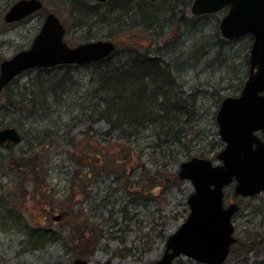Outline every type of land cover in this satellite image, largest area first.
I'll use <instances>...</instances> for the list:
<instances>
[{
	"label": "rangeland",
	"instance_id": "rangeland-1",
	"mask_svg": "<svg viewBox=\"0 0 264 264\" xmlns=\"http://www.w3.org/2000/svg\"><path fill=\"white\" fill-rule=\"evenodd\" d=\"M17 1L19 0H0V63L27 50L44 21V14L40 12L21 22L5 23V13ZM41 1L44 5L43 12L54 13L63 22L68 46L75 47L88 42L85 41L88 37L87 29L82 32L71 26L72 10L67 0ZM87 3L91 6L89 13L85 7L76 8L71 13L75 12L76 16L88 15L93 22L96 21L91 31L95 38L93 40L114 42L117 55L124 56L126 53L123 52L132 49V46L140 54L148 53L150 49L161 59L175 52V58H170L168 63L172 66L169 76L175 81L177 90L184 97L191 95L190 97L195 98V93H198L202 98L199 117L196 118L200 125L199 141L184 140L183 143L189 146L192 157L207 158L218 163L216 155L224 145L218 135L216 112L224 98L240 94L248 76L252 39L246 36L234 41L225 40L219 33V23L226 10L198 17L191 13L190 5L179 6L177 10L183 12L181 15L187 19L186 25L163 29L160 25L155 27L153 34L163 35L149 47L152 37L147 36L141 31L140 25L135 24L134 13L127 16L125 10L116 9L113 7L114 0H87ZM126 39L136 42L130 41L133 44L131 46L128 41L122 42ZM218 41L221 43L211 49L209 58L202 59L199 63L198 57L202 49L205 50L204 47ZM179 53L182 55L177 59ZM84 70L73 73L66 85L60 84L58 89H54L53 98L50 97L52 99L46 102L41 112L30 116L28 114L24 120L15 115L11 108L7 113L0 112V129L14 125L23 138L12 149L10 146H0V191L6 188L4 193L0 192V206L3 207L0 208V264H72L73 260L82 258L71 259L73 241L69 237L76 240V233L80 235L83 231L93 234L92 228L102 231L104 238L94 254L83 260L90 264L106 261L112 264H151L163 255L166 239L176 232L188 215L186 201L193 192V187L189 181H181L178 185L174 178L181 163L191 157L188 159L180 155L183 147L176 146L169 147V152L164 155L153 152L160 140L154 139L153 131L149 129L140 133L137 141L124 139L113 142L112 135L108 133V125L91 111V108L94 109L93 104L90 106L85 95L79 98L84 90L88 92L87 96L93 90L89 85V77L84 76ZM56 72L61 71L54 70L51 75H45L47 80L52 79L47 83L50 90L52 83L62 76ZM36 75L38 73L34 71H25L17 76L1 93L0 108L6 105L4 99L7 95L13 99L14 95H20L23 89L29 88ZM87 89L89 90L86 91ZM24 97L28 99L26 94H23ZM20 103H27V107L29 102ZM45 130L47 134L43 137L58 139L59 144L42 152L43 171L37 179L42 181V187L49 192L42 197L33 192L29 181L15 177L7 169L12 166V155L16 156L13 152L27 148L24 142L26 132L39 131L44 134ZM174 152L178 156L175 162L171 160L175 156ZM123 157L125 163L122 161ZM97 158L99 162L96 161ZM118 161H121L120 165L117 164ZM2 162L5 163L4 168ZM104 169H115L112 171L114 175L105 173ZM5 171L6 175L3 176ZM123 173L126 176L124 178L121 176ZM19 181L24 182L22 188H19ZM126 185L130 196L125 194ZM155 185L159 188H155ZM24 190H27L26 196L22 193ZM14 192L17 193L15 197ZM225 193L226 202L235 200L240 206L234 226L235 236L243 237L245 231L252 229L251 224L260 221L261 212L264 211V196L237 199L232 195V188H227ZM6 201L17 206V213L9 216L4 212ZM134 203V206L130 205ZM254 210L259 211L256 221H252ZM56 217L59 219L55 220ZM68 221L86 223V227L71 230L69 225H65ZM57 228H61L60 233ZM34 229L46 231L45 238L48 242L43 249L36 251L26 241L29 237L27 234ZM52 232L57 236L53 241ZM77 241L81 242V239L78 238ZM248 257L251 261L254 260L252 254ZM173 264L196 263L179 257ZM225 264H236L235 257H230Z\"/></svg>",
	"mask_w": 264,
	"mask_h": 264
},
{
	"label": "trees",
	"instance_id": "trees-1",
	"mask_svg": "<svg viewBox=\"0 0 264 264\" xmlns=\"http://www.w3.org/2000/svg\"><path fill=\"white\" fill-rule=\"evenodd\" d=\"M79 1L80 2H76V0H67L66 2L72 11H76V8L80 9L81 7H85L86 11L89 13L91 11V6H89L87 0ZM134 1H138L140 4H131L130 7L124 6L122 11L125 10L127 16L132 13L135 14V24L140 25L141 31L145 32L147 36L149 35L152 37L149 43V47H151L163 35L162 33L153 34L155 27L160 25L161 29H163L164 27L168 28L176 25L181 27L186 25L187 19L184 18V15H181L183 12L177 10L179 6L189 7L193 0ZM71 12V26L74 27L73 29L82 32H85L87 29L88 37L85 41L95 39L92 36L91 31L93 29L92 26L96 21L93 22V19H91L88 15L83 16L82 14H77L79 16L78 17L75 12ZM137 12L141 15H137ZM80 16L83 18H80ZM125 41H128L131 46L133 44H131L130 41L133 43L136 42L131 39H126L122 42ZM220 43L221 42L218 41L214 45L204 47L205 50L202 49V52L198 57V62L201 63L202 59L209 58L212 52L211 49L215 48V46ZM148 50V53L140 54V52L132 46V49L123 52L126 53L124 56L113 53L106 59L84 66L59 65L48 69L37 68L29 70L27 72L34 71L38 73V75L34 78V83L31 84L29 88L23 89V92H20V95H14L13 99L7 95L4 99L6 105L3 108H0V112L7 113V110H10L11 108L14 111L13 113L21 116L23 120L28 114L30 116L31 114L41 112L46 102L53 98L54 94L52 91L54 89H57L60 84L66 85L73 73L79 72L78 70L85 69L84 76L89 77V85L93 90L88 96V92H85L84 90V94L79 96V98L85 95L86 101L88 100V102H90V106L93 104L92 106L94 109L91 108V111L98 117L99 120L105 121L108 125V133L112 135L114 140L113 142L124 139L131 142L137 141L138 135L149 129L153 131L154 139L160 140L159 143L154 146L153 152H159L164 155V153L169 152V147L171 146L183 147L180 155L189 159L192 157V151L189 150V146L185 145L183 141H199L198 127L200 125L196 122V118L199 117L198 110L200 99L202 98L198 93H195V98L190 97L191 95L184 97V94L181 93L180 90H177L175 81L169 76L172 66L168 63L170 58H175L173 57L175 52H171L167 56H164L167 60L165 61V59H161L158 55H154L150 49ZM180 55L182 54L179 53L176 58L178 59ZM191 67L195 68L194 66ZM54 70L61 71L60 73L62 76L58 80H55L54 83L51 82L52 87L50 90V87H47L52 79L47 80L45 75H51V72ZM44 71L48 72L45 73ZM60 73L56 72V74ZM93 77L97 78L94 79ZM38 83L41 86L39 90L36 89V85ZM88 90L89 89L86 91ZM23 94L28 95L27 100V97L23 98ZM51 96L52 98H50ZM20 102L29 103L26 107L27 103L23 104ZM13 126L14 125L11 127ZM39 133L42 132H26L27 137L24 142L27 148H24V150L20 152H13L16 156L12 155V166L7 170L14 173L15 177L19 176L25 179V181H29L34 189L33 192L39 193L40 196L44 197L47 196L49 192L47 189L42 187V181L37 179L38 176H40L41 171H43L42 167L44 162L41 161L42 152L48 148L57 146V143L59 144V140L50 138L46 139L43 137L47 134V130H45L42 135ZM54 134H56V132ZM161 138L165 140L162 141ZM169 138L171 140H169ZM22 140L23 138L21 137V142ZM110 141L112 143V139H110ZM32 143H36L37 145L33 146ZM12 146L14 148L17 145ZM12 146L9 148L12 149ZM173 155L175 156L171 157V160L175 162L178 156L175 152ZM6 158L3 157L4 160H6ZM122 161L123 163L126 162L124 157ZM118 163L120 165L121 161H118L117 164ZM114 164H116V162H114ZM4 166L5 163L2 162V167L4 168ZM104 171L105 173H111L114 175L112 171H115V169H104ZM2 174L5 176L6 171ZM121 176L122 178L126 177L124 173ZM77 177L78 175H76V178ZM89 177L90 176L88 175L87 178ZM175 178L174 182L179 185V182L181 181L178 179L177 175ZM174 182L172 183V186L174 185ZM17 183L20 184L19 188L23 187L22 184H24V182L19 181ZM154 187L159 188L158 185H155ZM126 188L127 185L124 187L126 191L125 194L126 196H130L129 189L127 188L126 190ZM167 189H169V184H167ZM5 190L6 189L0 192L4 193ZM22 193L26 196L27 190H24ZM3 195L7 197L6 194ZM3 195L2 198H5ZM10 195L11 197L13 196V194ZM16 195L17 193L14 192V197ZM23 195L21 197L22 199ZM129 200L131 201L132 198H129ZM4 206V208H6V211L4 210V212L7 215L12 216L17 213L15 210L17 206H12L9 201H6ZM0 208L3 207L0 206ZM253 214L254 220L256 221L259 211L254 210ZM261 216L260 221L256 222V224H251L252 229L245 231L244 236L237 238V242L231 247L229 258L235 257L236 264H264V211L261 212ZM77 218L78 216H76V219ZM76 222L72 223L68 221L65 225H69L71 230L86 227L84 225L86 223L83 224L81 222L78 224ZM57 229H60L57 230L58 233H60L61 228ZM91 230L93 231V234L85 231H83L80 235L76 233L77 235L74 237L76 240L69 237L70 241H73L70 249V256L72 255L71 259L78 257L86 259L94 254L97 246L100 245L101 240L104 238V234L102 231H97L95 228H92ZM54 233L55 232H52L51 241L57 238V236H54ZM87 233L89 235H86ZM27 235H29V237L26 241L29 245H31L33 251L43 249L48 243L45 238L47 232H42L41 229H34ZM78 238L81 239V242L77 241ZM250 254H252L254 259L253 261H251L248 257Z\"/></svg>",
	"mask_w": 264,
	"mask_h": 264
},
{
	"label": "water",
	"instance_id": "water-1",
	"mask_svg": "<svg viewBox=\"0 0 264 264\" xmlns=\"http://www.w3.org/2000/svg\"><path fill=\"white\" fill-rule=\"evenodd\" d=\"M41 8L40 0H19L5 13L4 22L20 21ZM225 8L228 11L219 23L220 35L227 40L245 35L253 38L247 80L239 96L224 98L216 112L218 135L224 142L216 156L220 164L192 157L180 165L178 178L193 187L186 201L188 215L166 239L163 255L152 264H172L180 256L200 264H223L236 242L232 218L238 211L235 204L224 206L225 188L235 183L234 196L243 198L264 193V143L255 136L258 131L264 134V0H193L191 4L194 15L217 13ZM64 35L59 19L48 14L30 48L0 63V93L27 70L82 66L105 59L116 50V45L106 40L71 48L64 42ZM19 142L15 128L0 130V145ZM72 264L90 263L75 259Z\"/></svg>",
	"mask_w": 264,
	"mask_h": 264
},
{
	"label": "flooded vegetation",
	"instance_id": "flooded-vegetation-1",
	"mask_svg": "<svg viewBox=\"0 0 264 264\" xmlns=\"http://www.w3.org/2000/svg\"><path fill=\"white\" fill-rule=\"evenodd\" d=\"M43 3V2H42ZM40 12H42V14H44V17L47 15V14H49V13H51V12H43V9H40V10H38V11H36V12H34L33 14H31L30 16H28L27 18H30V17H32V16H34L35 14H39ZM54 14V13H53ZM27 18H25V19H27ZM24 19V20H25ZM60 20V19H59ZM21 21H23V20H21ZM21 21H18V22H21ZM249 60V59H248ZM248 64H249V62H248ZM8 87V86H7ZM6 87V88H7ZM5 88V89H6ZM255 136L259 139V141L261 142V143H264V134H263V132L262 131H258V132H256L255 133ZM221 141V140H220ZM222 143H223V145H224V142L223 141H221ZM224 147V146H223ZM218 155V154H217ZM216 155V156H217ZM136 184V183H135ZM234 185H235V183H232L231 185H229L227 188H232V195L234 196V194H233V187H234ZM125 187V186H124ZM227 188H225V190L227 189ZM6 189V188H5ZM225 190H224V206L226 207L227 205H229V204H235V205H237V207H238V211L234 214V216H233V218H232V224H233V227H234V233H233V236H234V238L236 239V241H237V237L235 236V226H234V219H236V216H238V214H239V212H240V206H239V204L238 203H236L235 202V200H231V201H233V202H226V199H225ZM261 195H263L264 196V193L263 192H261L260 194H257V195H254L253 197H257V196H261ZM235 198H237V199H244L243 197H241V196H234ZM252 198V197H251ZM263 200V199H262ZM252 221H254V217H253V220ZM176 260V259H175ZM175 260L172 262V264L175 262ZM192 261V260H191ZM194 263H196L195 261H193ZM196 264H198V263H196Z\"/></svg>",
	"mask_w": 264,
	"mask_h": 264
},
{
	"label": "bare ground",
	"instance_id": "bare-ground-1",
	"mask_svg": "<svg viewBox=\"0 0 264 264\" xmlns=\"http://www.w3.org/2000/svg\"><path fill=\"white\" fill-rule=\"evenodd\" d=\"M111 1H113V0H111ZM131 4H135V5H137V4H140L138 1H134V0H114V5H113V7H115L116 9H121V10H123L124 9V6H131ZM41 9H44V5L42 4V8ZM137 15H141L139 12H137ZM98 40H100V39H98ZM90 41H97V40H90ZM104 41V40H103ZM94 72V71H93ZM93 74V73H92ZM94 79H96L97 77H93ZM40 84L38 83L37 85H36V89H40ZM58 89V88H57ZM66 95V94H65ZM28 96V95H27ZM110 193V192H109ZM131 206H134L135 205V203L134 204H130Z\"/></svg>",
	"mask_w": 264,
	"mask_h": 264
}]
</instances>
